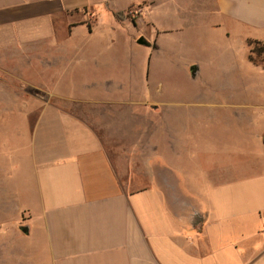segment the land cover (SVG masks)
Returning a JSON list of instances; mask_svg holds the SVG:
<instances>
[{"label": "crops", "instance_id": "1", "mask_svg": "<svg viewBox=\"0 0 264 264\" xmlns=\"http://www.w3.org/2000/svg\"><path fill=\"white\" fill-rule=\"evenodd\" d=\"M250 41L264 0H0V264H264Z\"/></svg>", "mask_w": 264, "mask_h": 264}, {"label": "rangeland", "instance_id": "2", "mask_svg": "<svg viewBox=\"0 0 264 264\" xmlns=\"http://www.w3.org/2000/svg\"><path fill=\"white\" fill-rule=\"evenodd\" d=\"M129 18H131L132 20L134 19V15L129 13ZM100 28L103 29V32H107V30H109L110 28V19L109 18H105L104 21H102V23H100ZM124 34H126L125 32H123V37ZM81 40V39H80ZM79 40V41H80ZM251 49H254V53H253V58L256 60V62L258 63H262L263 59H264V54L262 56H259L258 53L256 52V47L252 46ZM158 75L157 77H159V83H155L158 84L159 86V91L164 92V93H174L178 94L181 96L182 100L184 101H191L194 100L193 97L197 92L200 91H207L210 87V82H204V80H192V79H185L181 76H178V74H173L174 71H176L175 69L171 68L170 72H167L166 68H160V70H158ZM179 91V92H178ZM247 130V129H246ZM239 131L236 129L235 130V139H237V135H238Z\"/></svg>", "mask_w": 264, "mask_h": 264}, {"label": "trees", "instance_id": "3", "mask_svg": "<svg viewBox=\"0 0 264 264\" xmlns=\"http://www.w3.org/2000/svg\"><path fill=\"white\" fill-rule=\"evenodd\" d=\"M118 19L122 20L123 18H125V15L122 14V13H117L115 15ZM129 17V16H128ZM249 45L252 47V46H255L256 47V52L258 53L259 56H262L264 54V44H262L261 42H257V41H250L249 42ZM253 53H254V49H251V55H250V59L252 62L254 63H258L256 62V60L253 58ZM264 63V59H263V62Z\"/></svg>", "mask_w": 264, "mask_h": 264}, {"label": "water", "instance_id": "4", "mask_svg": "<svg viewBox=\"0 0 264 264\" xmlns=\"http://www.w3.org/2000/svg\"><path fill=\"white\" fill-rule=\"evenodd\" d=\"M138 43L141 44V45H146V46H150L151 45L143 37L138 40Z\"/></svg>", "mask_w": 264, "mask_h": 264}]
</instances>
